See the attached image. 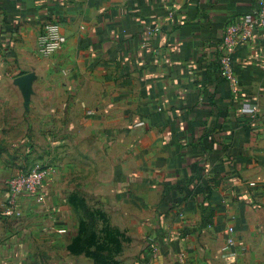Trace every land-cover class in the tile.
Listing matches in <instances>:
<instances>
[{"label": "crops", "instance_id": "crops-1", "mask_svg": "<svg viewBox=\"0 0 264 264\" xmlns=\"http://www.w3.org/2000/svg\"><path fill=\"white\" fill-rule=\"evenodd\" d=\"M263 1L0 0V264H264V29L223 46Z\"/></svg>", "mask_w": 264, "mask_h": 264}, {"label": "built area", "instance_id": "built-area-1", "mask_svg": "<svg viewBox=\"0 0 264 264\" xmlns=\"http://www.w3.org/2000/svg\"><path fill=\"white\" fill-rule=\"evenodd\" d=\"M259 28L264 29V1L251 18L227 24L223 40L224 48L227 51H231L240 42L243 43L250 41L253 38L255 31ZM54 39L58 44L65 43L63 37L55 36ZM42 44V52L46 53L52 49V45H50L47 40L45 41L44 39ZM256 110L257 107H254L253 112L255 113ZM53 170L54 166L52 165H32L27 169L20 170L7 181L6 185L9 197L6 206L11 215L16 216L17 218L23 216V201L26 198H33L39 205L44 204L45 182L52 175ZM249 186L256 188L257 184L251 182ZM50 229L59 235L67 233L65 227L58 226V220L54 221ZM235 232L236 230L234 227L228 229L230 235ZM236 245L237 241L233 237H230L222 247V252L224 254H230ZM147 247L153 249L154 253H157L158 251L151 240L147 241Z\"/></svg>", "mask_w": 264, "mask_h": 264}, {"label": "water", "instance_id": "water-1", "mask_svg": "<svg viewBox=\"0 0 264 264\" xmlns=\"http://www.w3.org/2000/svg\"><path fill=\"white\" fill-rule=\"evenodd\" d=\"M35 80V76L33 74L24 75L18 79H16L15 84L20 87L23 92V96L25 99V103L28 105L30 102V97L33 92L32 84Z\"/></svg>", "mask_w": 264, "mask_h": 264}]
</instances>
